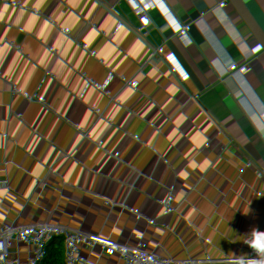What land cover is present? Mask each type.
<instances>
[{
	"label": "crops",
	"instance_id": "0c3cea01",
	"mask_svg": "<svg viewBox=\"0 0 264 264\" xmlns=\"http://www.w3.org/2000/svg\"><path fill=\"white\" fill-rule=\"evenodd\" d=\"M251 19L243 0L1 7L0 264H264V31ZM86 42L119 135L102 163L82 123L104 112L72 55ZM131 152L149 154L150 174Z\"/></svg>",
	"mask_w": 264,
	"mask_h": 264
},
{
	"label": "built area",
	"instance_id": "2783aa9c",
	"mask_svg": "<svg viewBox=\"0 0 264 264\" xmlns=\"http://www.w3.org/2000/svg\"><path fill=\"white\" fill-rule=\"evenodd\" d=\"M96 32L104 34L106 32L104 26H98L96 29ZM89 42H86V44L80 48H77L72 52L73 57L77 60V62L81 65V68L84 70L85 74L88 76L90 81L93 83L95 88L98 91L99 94V101H98V108L101 109V112L103 111L104 114L98 113L94 114L93 116L86 118L84 122L82 123V127L89 136L90 140L92 143L95 145L96 150H97V156L96 159L100 163H102L106 156L109 153V147H108V142L111 138H113L115 135L119 136L116 131H112L106 127V123L111 124L112 120L109 119V114L106 112L107 111V104L111 100V95L102 87V84L97 82L95 79L96 74L94 70H90L87 67V62L85 61V54L84 51L86 47L88 46ZM38 72H33L32 77H33V83L35 86L39 87L40 83L38 81ZM179 136L182 135L180 132L178 134ZM127 147V146H125ZM129 151V148H126ZM131 159L133 163L135 164L136 169L143 175L147 176L150 174V168L148 166V159H149V154H136L131 152ZM21 161L23 163H27L26 158H21ZM44 177V175H42ZM122 178L117 177L116 178V183L121 185V188L125 192H127L129 196V200L133 203H136L139 209H144L146 207V204H144L136 195L135 191L133 190V187L131 184H122L121 183ZM187 199L196 201L198 203H202L205 199L206 196L204 194H199L197 195L195 192H190L187 195ZM85 214L89 215L90 217H95L96 211L92 209H86L84 210ZM55 218L57 219H62L63 215L62 214H57L55 212H50ZM0 234H5L3 228L0 226Z\"/></svg>",
	"mask_w": 264,
	"mask_h": 264
},
{
	"label": "rangeland",
	"instance_id": "374dc122",
	"mask_svg": "<svg viewBox=\"0 0 264 264\" xmlns=\"http://www.w3.org/2000/svg\"><path fill=\"white\" fill-rule=\"evenodd\" d=\"M246 3V10L251 16L255 27L258 26L260 30L264 31V0H243Z\"/></svg>",
	"mask_w": 264,
	"mask_h": 264
},
{
	"label": "clouds",
	"instance_id": "9594fccd",
	"mask_svg": "<svg viewBox=\"0 0 264 264\" xmlns=\"http://www.w3.org/2000/svg\"><path fill=\"white\" fill-rule=\"evenodd\" d=\"M257 241H258V242H259V241H264V235H258V236H257ZM259 246L262 247V248H264V244H261V245H259ZM241 264H244V262L241 261ZM248 264H255V262H254V261H249Z\"/></svg>",
	"mask_w": 264,
	"mask_h": 264
},
{
	"label": "water",
	"instance_id": "95a60500",
	"mask_svg": "<svg viewBox=\"0 0 264 264\" xmlns=\"http://www.w3.org/2000/svg\"><path fill=\"white\" fill-rule=\"evenodd\" d=\"M11 0H0V8L9 3Z\"/></svg>",
	"mask_w": 264,
	"mask_h": 264
}]
</instances>
